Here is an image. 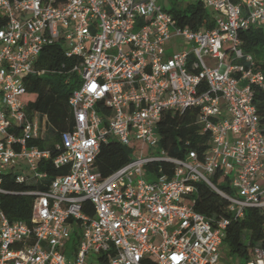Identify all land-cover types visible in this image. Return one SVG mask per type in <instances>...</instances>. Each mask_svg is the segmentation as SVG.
Segmentation results:
<instances>
[{
	"label": "built area",
	"instance_id": "built-area-1",
	"mask_svg": "<svg viewBox=\"0 0 264 264\" xmlns=\"http://www.w3.org/2000/svg\"><path fill=\"white\" fill-rule=\"evenodd\" d=\"M160 1L0 0V195L4 178L36 184L47 164L67 167L45 189L20 192L32 196L29 221L10 220L0 204V264H264L259 242L247 260L219 253L230 220L264 209V122L253 102L264 68L239 38L264 31V0H198L214 19L198 29ZM174 36L183 41L172 51ZM55 43L78 60L69 72L79 82L68 129L42 146L51 125L27 108L25 78L44 72L40 52ZM186 110L210 135L202 159L161 148L163 115ZM111 141L144 148L103 176L96 156ZM199 183L227 201L229 217L193 208Z\"/></svg>",
	"mask_w": 264,
	"mask_h": 264
},
{
	"label": "trees",
	"instance_id": "trees-1",
	"mask_svg": "<svg viewBox=\"0 0 264 264\" xmlns=\"http://www.w3.org/2000/svg\"><path fill=\"white\" fill-rule=\"evenodd\" d=\"M181 26L192 29L200 27L211 28L214 24L213 14L203 7L200 2L190 3L184 9L169 10ZM241 47L245 52L251 53L260 67L264 68V31L259 28H249L239 33ZM229 57L227 54L226 58ZM76 58H67L63 47L58 44L45 46L40 52L36 63L38 70H44L41 75L31 74L25 78L26 92L23 95L24 102L29 110L44 113L51 125L45 137L40 143L50 144L57 141V133L68 129L71 116L68 105V97L72 90L77 87L79 78L76 74L69 72V68ZM254 104L258 108L262 122H264V96L259 90L254 91ZM196 112L186 110L183 114L177 112H166L160 120L158 132L160 135L161 148L172 157L183 158L187 149L196 151L199 159H202L210 135L201 130L195 123ZM185 142L188 147H185ZM53 150V147H48ZM137 148L135 144L122 145L116 141L102 143L96 156V168L103 175L111 173L130 160ZM171 169V164H163ZM47 179L41 183H19L12 179L4 178L3 187L7 189L6 194L0 195V204L3 211L10 220L29 221L31 216L32 196L22 195L21 191L31 188L45 189L48 181L56 176L67 172V167L59 169L47 164L44 167ZM215 181H221L220 186L228 190V179L220 172L214 175ZM227 201L217 195L206 185L198 184V195L195 198L193 208L207 216H227ZM264 209L248 208L244 218L241 220H230L224 236L229 252L236 257L247 260L252 257L251 247L259 242L264 247ZM247 237V241H246Z\"/></svg>",
	"mask_w": 264,
	"mask_h": 264
},
{
	"label": "rangeland",
	"instance_id": "rangeland-1",
	"mask_svg": "<svg viewBox=\"0 0 264 264\" xmlns=\"http://www.w3.org/2000/svg\"><path fill=\"white\" fill-rule=\"evenodd\" d=\"M189 1L194 2L196 0H162V7L166 10L171 9H179L181 5L187 4ZM182 36H174L168 41V46L171 48L172 51L179 50L182 48ZM5 171L8 170V168L4 169ZM247 241V237H246ZM219 253L221 256V259L225 263H229L231 261L237 262V257L229 252L227 244L223 241V243L219 247ZM99 254L92 253L90 255L91 259H95L98 257Z\"/></svg>",
	"mask_w": 264,
	"mask_h": 264
},
{
	"label": "crops",
	"instance_id": "crops-1",
	"mask_svg": "<svg viewBox=\"0 0 264 264\" xmlns=\"http://www.w3.org/2000/svg\"><path fill=\"white\" fill-rule=\"evenodd\" d=\"M197 1H198V0H196V1H194V2L189 1L187 4L195 3V2H197ZM160 3H161V5H162V0L160 1Z\"/></svg>",
	"mask_w": 264,
	"mask_h": 264
}]
</instances>
